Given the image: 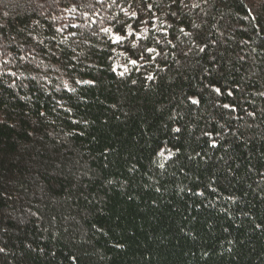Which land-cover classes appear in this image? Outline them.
<instances>
[{"label": "trees", "instance_id": "16d2710c", "mask_svg": "<svg viewBox=\"0 0 264 264\" xmlns=\"http://www.w3.org/2000/svg\"><path fill=\"white\" fill-rule=\"evenodd\" d=\"M0 250L264 264V0H0Z\"/></svg>", "mask_w": 264, "mask_h": 264}, {"label": "rangeland", "instance_id": "374dc122", "mask_svg": "<svg viewBox=\"0 0 264 264\" xmlns=\"http://www.w3.org/2000/svg\"><path fill=\"white\" fill-rule=\"evenodd\" d=\"M69 14H71L70 11H69ZM128 33L129 34L134 33L135 37L138 39L140 36H142L143 34L146 33V29L142 28L141 31H135V32H133V30L129 29ZM112 36H113L112 37L113 41L115 43H118V42H120V41H122L124 39V38H122V36H120L118 34H115V33H113ZM118 37H119V40H117ZM116 52H117L118 56L116 57V60L113 63H114L115 69L118 72L124 73V72H126L129 69V67L131 65H139V62H136V64H133L132 63L133 59L125 61V59L122 58L121 52H119V51H116Z\"/></svg>", "mask_w": 264, "mask_h": 264}, {"label": "snow or ice", "instance_id": "6c2138e0", "mask_svg": "<svg viewBox=\"0 0 264 264\" xmlns=\"http://www.w3.org/2000/svg\"><path fill=\"white\" fill-rule=\"evenodd\" d=\"M197 6H198V5H197ZM249 11H250V10H249ZM5 15H7V14L5 13ZM253 19H255V17H253ZM181 31H183V29H181ZM117 40H119V37L117 38ZM201 50H203V49H201ZM132 63H133V64H136V61L133 60ZM150 79H151V77H150ZM216 91L219 92V89H217ZM229 94H231V93H229ZM193 102L195 103V101H193ZM224 107H225V108H228L229 105L225 104ZM250 115H253V116H254V113H250ZM177 131H178V130H177ZM0 251H2V250H0Z\"/></svg>", "mask_w": 264, "mask_h": 264}]
</instances>
